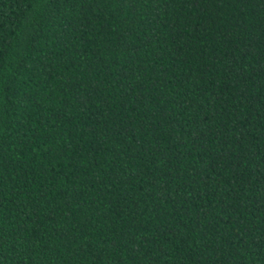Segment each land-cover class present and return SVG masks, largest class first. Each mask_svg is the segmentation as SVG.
Segmentation results:
<instances>
[{
  "label": "trees",
  "instance_id": "16d2710c",
  "mask_svg": "<svg viewBox=\"0 0 264 264\" xmlns=\"http://www.w3.org/2000/svg\"><path fill=\"white\" fill-rule=\"evenodd\" d=\"M0 264H264V0H0Z\"/></svg>",
  "mask_w": 264,
  "mask_h": 264
}]
</instances>
